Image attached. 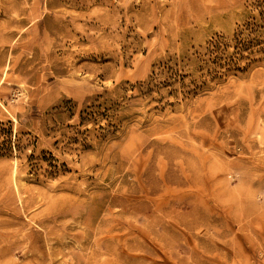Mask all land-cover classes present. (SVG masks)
I'll list each match as a JSON object with an SVG mask.
<instances>
[{
  "label": "rangeland",
  "instance_id": "374dc122",
  "mask_svg": "<svg viewBox=\"0 0 264 264\" xmlns=\"http://www.w3.org/2000/svg\"><path fill=\"white\" fill-rule=\"evenodd\" d=\"M0 264H264V0H0Z\"/></svg>",
  "mask_w": 264,
  "mask_h": 264
}]
</instances>
